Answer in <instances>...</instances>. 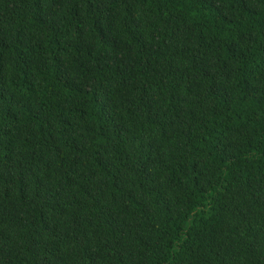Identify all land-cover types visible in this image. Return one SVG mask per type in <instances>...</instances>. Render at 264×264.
Masks as SVG:
<instances>
[{
	"label": "trees",
	"instance_id": "obj_1",
	"mask_svg": "<svg viewBox=\"0 0 264 264\" xmlns=\"http://www.w3.org/2000/svg\"><path fill=\"white\" fill-rule=\"evenodd\" d=\"M0 264H264V0H0Z\"/></svg>",
	"mask_w": 264,
	"mask_h": 264
}]
</instances>
